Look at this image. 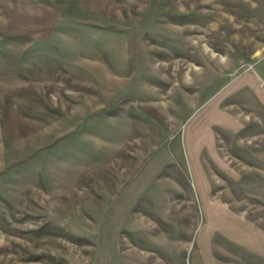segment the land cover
Returning <instances> with one entry per match:
<instances>
[{"label":"rangeland","instance_id":"obj_1","mask_svg":"<svg viewBox=\"0 0 264 264\" xmlns=\"http://www.w3.org/2000/svg\"><path fill=\"white\" fill-rule=\"evenodd\" d=\"M264 0H0V264H264Z\"/></svg>","mask_w":264,"mask_h":264},{"label":"crops","instance_id":"obj_2","mask_svg":"<svg viewBox=\"0 0 264 264\" xmlns=\"http://www.w3.org/2000/svg\"><path fill=\"white\" fill-rule=\"evenodd\" d=\"M245 82L247 83L246 87L254 90L258 94L259 99L264 102V87L253 77L247 78Z\"/></svg>","mask_w":264,"mask_h":264}]
</instances>
